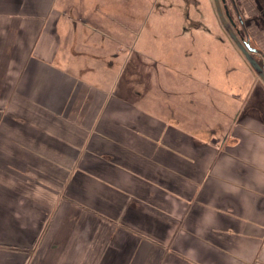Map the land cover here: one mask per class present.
I'll list each match as a JSON object with an SVG mask.
<instances>
[{
  "label": "crops",
  "instance_id": "0c3cea01",
  "mask_svg": "<svg viewBox=\"0 0 264 264\" xmlns=\"http://www.w3.org/2000/svg\"><path fill=\"white\" fill-rule=\"evenodd\" d=\"M156 3L0 0V264H264V79L221 0Z\"/></svg>",
  "mask_w": 264,
  "mask_h": 264
},
{
  "label": "water",
  "instance_id": "95a60500",
  "mask_svg": "<svg viewBox=\"0 0 264 264\" xmlns=\"http://www.w3.org/2000/svg\"><path fill=\"white\" fill-rule=\"evenodd\" d=\"M221 2H222V5H223V8L225 10L226 15H227L230 23L232 24V27L235 29V35H233V38H235V40L237 41V39L235 37V36H237V38H239L242 41V44L238 43L239 47H241L242 51L244 52V54L247 57V59L249 60V62L256 69V71H258L260 73V75L264 79V66H262V64H260L259 62H257L253 58V56L251 55V53H257V52H259V50L256 49V48H254L251 45L250 40L247 39V35H246L245 29H244V21H243V19L241 18L239 20L238 19L237 20H234V18L229 13V9H228V7L226 5L225 0H221Z\"/></svg>",
  "mask_w": 264,
  "mask_h": 264
},
{
  "label": "flooded vegetation",
  "instance_id": "af4514ba",
  "mask_svg": "<svg viewBox=\"0 0 264 264\" xmlns=\"http://www.w3.org/2000/svg\"><path fill=\"white\" fill-rule=\"evenodd\" d=\"M164 1H166V0H156V2H158V3H156L155 4V7H160V5H164L165 6V4H163L164 3ZM182 1H184V0H182ZM225 2H226V5H227V7H228V9H229V13H230V15L234 18V20H239V19H241L242 17H241V15L239 14V12H238V9H237V7L235 6V4L232 2V0H225ZM160 3V4H159ZM183 4V3H182ZM159 5V6H158ZM154 8V7H153ZM155 9V11L156 10H161V9H156V8H154ZM198 19H199V17H197ZM188 20H191L192 22H194L195 20L193 19V17H191V18H189ZM191 22V23H192ZM196 22V21H195ZM230 22V21H229ZM231 24V23H230ZM231 26H232V24H231ZM234 29V28H233ZM234 31H235V29H234ZM247 35V34H246Z\"/></svg>",
  "mask_w": 264,
  "mask_h": 264
},
{
  "label": "rangeland",
  "instance_id": "374dc122",
  "mask_svg": "<svg viewBox=\"0 0 264 264\" xmlns=\"http://www.w3.org/2000/svg\"><path fill=\"white\" fill-rule=\"evenodd\" d=\"M147 16V15H146ZM145 16V17H146ZM147 20V19H146ZM145 20H139V18H138V23L139 24H135V23H132L133 24V26L137 29V31H138V33H137V35L135 36V38H138L139 39V42H138V44H142V45H145V42H144V38L146 37L145 36V32H144V24H145V22H144ZM128 22V21H127ZM130 22V21H129ZM138 39H137V41H138ZM136 41V42H137ZM156 75V74H155Z\"/></svg>",
  "mask_w": 264,
  "mask_h": 264
}]
</instances>
